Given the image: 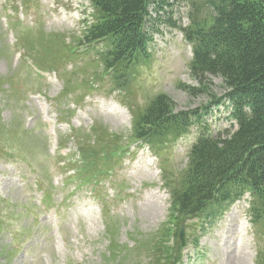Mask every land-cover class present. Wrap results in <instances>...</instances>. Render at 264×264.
<instances>
[{
	"label": "rangeland",
	"instance_id": "obj_1",
	"mask_svg": "<svg viewBox=\"0 0 264 264\" xmlns=\"http://www.w3.org/2000/svg\"><path fill=\"white\" fill-rule=\"evenodd\" d=\"M13 3L20 7V0ZM36 3V7L19 9L8 16L10 11L5 12V9L10 8H5L4 0H0V218L6 217L7 222L10 219L17 226H24L31 220L24 215L17 219L11 217L29 195L35 197L26 186L28 181L18 178L15 165L26 173H33L51 188L47 160L51 140L43 131L38 110L42 101L50 104L60 96V110L72 115V128L80 129V138L69 134L64 138V144L68 142L70 148L67 153L70 154L76 151V145L85 150H95L98 145L114 147L126 143L132 137L133 118L140 115L158 95L171 99L175 114L204 108L206 111L211 104V112L206 120L211 124L212 134L231 130V122L224 119L225 105L222 102L227 90L222 79L207 75L199 81L192 76L188 67L190 51L180 44V33L166 25H161V33L154 35V59L148 67L139 71L141 79L129 87L131 96L122 98L108 95L105 90L86 91L84 93L88 96L75 103L81 108H70L68 104L72 101H69L67 94L85 91L80 89V81L86 78V73L80 72L82 66L87 65L93 57H88V60L73 59L70 63L66 51L68 46H77L91 8L87 0H30L28 5ZM187 9L182 6L174 14L178 25L188 24L185 17ZM14 17L17 19L12 21L13 37L16 38L17 47L8 40L2 24V20L8 24ZM18 54H28L44 65L56 66L59 68L58 78L51 74L46 82L40 83L23 66ZM93 66L90 74L97 70ZM101 72L99 69L98 74ZM70 77L74 79L68 80ZM180 85L199 91L193 96L181 89ZM36 93L41 95L37 96L38 104L34 96L31 97ZM64 100L68 101L64 103ZM72 100H75L74 96ZM46 108L47 115L52 122L55 121L58 139L63 138L65 135L57 132L62 124L57 122L53 107ZM195 138L196 133L192 132L179 140L174 146V156L167 153L166 167L164 160H157L147 149L137 150L124 159L118 178L119 187L124 188L125 192L122 197L126 199L113 210L117 216L115 218L111 216L108 221L102 222L98 203L91 198L86 201L83 193L76 195V203L68 207L66 221L69 225L79 223V232L71 228L63 232V236L70 240L69 245L66 242V249L61 245L57 249L52 247L50 255L55 260H52V264H165L164 257L170 252V241L179 223V220L169 218V195L165 186L167 182L171 184L170 180L178 178ZM97 152H101V149ZM10 155L12 157H7ZM129 193L132 195L127 196ZM107 194L110 197L112 191ZM248 198L246 195L235 203L208 233L199 237L200 249L196 252L190 246L184 249L188 257L184 258L183 264H206L207 258L214 264L258 263L257 257L260 258V252H264V223L251 226ZM190 224L192 222H186L182 230L185 236L190 235L192 241L194 230ZM255 227L257 233L254 236ZM45 236L40 235L41 238ZM10 242L9 235L3 232L0 238V264H29L21 252H14L11 256Z\"/></svg>",
	"mask_w": 264,
	"mask_h": 264
},
{
	"label": "trees",
	"instance_id": "obj_2",
	"mask_svg": "<svg viewBox=\"0 0 264 264\" xmlns=\"http://www.w3.org/2000/svg\"><path fill=\"white\" fill-rule=\"evenodd\" d=\"M185 2L189 71L199 81L207 75L222 79L235 128L212 136L201 122L203 113L175 114L171 99L158 95L133 118L130 138L174 143L197 125L199 137L187 163L165 186L172 218L193 217L210 201L224 209L247 190L253 195L254 220L264 221V0H88L93 11L77 44L103 43L101 69H114L115 81L125 82V69L138 58H150L160 26H180L173 17ZM179 87L193 96L199 91Z\"/></svg>",
	"mask_w": 264,
	"mask_h": 264
}]
</instances>
